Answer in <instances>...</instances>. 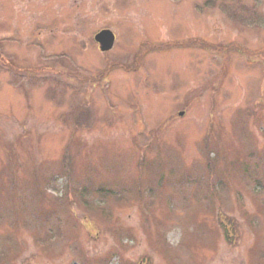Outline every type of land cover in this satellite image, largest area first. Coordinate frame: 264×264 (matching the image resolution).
<instances>
[{
  "label": "rangeland",
  "instance_id": "1",
  "mask_svg": "<svg viewBox=\"0 0 264 264\" xmlns=\"http://www.w3.org/2000/svg\"><path fill=\"white\" fill-rule=\"evenodd\" d=\"M207 1L0 0V264H264V0Z\"/></svg>",
  "mask_w": 264,
  "mask_h": 264
},
{
  "label": "water",
  "instance_id": "2",
  "mask_svg": "<svg viewBox=\"0 0 264 264\" xmlns=\"http://www.w3.org/2000/svg\"><path fill=\"white\" fill-rule=\"evenodd\" d=\"M95 41L99 44L100 50L103 53H109L114 50L116 36L110 30H103L96 35Z\"/></svg>",
  "mask_w": 264,
  "mask_h": 264
},
{
  "label": "trees",
  "instance_id": "3",
  "mask_svg": "<svg viewBox=\"0 0 264 264\" xmlns=\"http://www.w3.org/2000/svg\"><path fill=\"white\" fill-rule=\"evenodd\" d=\"M207 5L208 6H214V4H215V1L214 0H209V1H207Z\"/></svg>",
  "mask_w": 264,
  "mask_h": 264
}]
</instances>
